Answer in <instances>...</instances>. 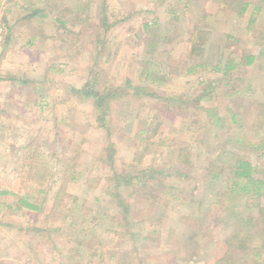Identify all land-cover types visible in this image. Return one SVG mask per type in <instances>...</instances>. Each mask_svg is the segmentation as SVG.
I'll return each instance as SVG.
<instances>
[{"label": "rangeland", "instance_id": "obj_1", "mask_svg": "<svg viewBox=\"0 0 264 264\" xmlns=\"http://www.w3.org/2000/svg\"><path fill=\"white\" fill-rule=\"evenodd\" d=\"M242 1L0 0V264H250L264 199H219L220 162L264 178V54L217 82L219 56L264 49ZM95 75L128 93L104 123L76 92Z\"/></svg>", "mask_w": 264, "mask_h": 264}, {"label": "trees", "instance_id": "obj_2", "mask_svg": "<svg viewBox=\"0 0 264 264\" xmlns=\"http://www.w3.org/2000/svg\"><path fill=\"white\" fill-rule=\"evenodd\" d=\"M235 3H233V9H236V16L237 18L243 17L246 12L248 11V8L250 7V4L247 2H244L242 0H234ZM264 4V0H261L259 3V6L256 5L254 8H252V10L250 11V15H249V19H248V27H250L254 22H255V16L261 12L262 10V5ZM41 13L40 10L38 11H33L30 15L29 18H34L37 15H39ZM57 23H59L60 25H63L64 23L62 21H58ZM145 29H148V24L144 25ZM106 30H108V27H106ZM229 38V37H228ZM198 39H195L192 41L194 47L192 48L191 53L194 52H201L202 50L199 49V43H198ZM198 47V48H196ZM264 54V49H260L258 52L256 53H252V54H248L242 57L243 62L237 61L235 59H231L230 57H226L225 59L219 56V59L216 61V73H220V75L222 76V78H220L217 82L220 83L223 80L226 82V84L224 85L225 87H230L231 83L233 80H231L232 78V71L237 70L238 67L240 66H244L246 68L251 67L253 65H257L258 64V58H260L262 55ZM201 66V65H200ZM203 66V65H202ZM205 66V65H204ZM203 66V67H204ZM202 67V68H203ZM193 68H199V66H195ZM195 69H189L188 72H192ZM187 72V73H188ZM97 75L94 76V78L90 81L88 80V82L86 83L85 86H83L81 89L77 90L76 92L81 95L82 97H84L87 100H92L93 101V107L94 110L96 111V115L100 118V121L102 123H104L106 121V118L108 117L107 115L109 114V110L111 107V103L112 100L114 98H117L118 96H128V93H124L123 91H125V88H118L116 89L114 93L110 91H106V87H104V91L102 90V92L97 91L95 89L94 83L96 81ZM161 80H164V77H160L159 80L156 79L154 76L151 77V83L152 84H157V83H161ZM239 83V79H235L233 81V83ZM237 85V84H236ZM122 87V86H121ZM237 87L240 88V85H237ZM133 88L137 89L139 88V86H134ZM123 92V93H122ZM138 96H149V94H145L144 91H137ZM246 92H250L249 89H246L245 91H236L234 94L235 95H240L243 96L244 94H246ZM232 120H234V117H232ZM217 121H222L217 119ZM255 151V149H254ZM256 152V151H255ZM256 160L258 159V156L256 157ZM112 159H110L111 161ZM112 162V168L114 167V161ZM221 164V169L222 170H227V176L224 179V184H225V195H221L219 198L220 200L223 199L224 201L227 202V205L229 206V212H232V207L234 206L235 203V197H237L236 194L240 195V193H243L245 195L249 194L250 192H254L255 194V198L257 200V203L260 202L261 199H264V190L263 192H261V190L264 188V178H258L255 176V167H253L251 165V163L242 158V157H238L236 159H233L230 164L229 163H224V162H220ZM117 168V167H116ZM222 174V172L220 171V173H217L214 178L217 179L218 177H220ZM113 175L118 177V174L113 173ZM40 193H42V191H40ZM58 198L55 199V201ZM73 202H77V198H72ZM263 202V201H262ZM17 203H21L22 208L26 209L27 211H39L40 209V205L38 203H32L29 201H26V198H18L17 199ZM57 204V203H56ZM246 204V203H245ZM119 207L118 209L120 210L119 212L124 214L125 211V206H122L120 203L118 204ZM260 205V203H259ZM258 205V206H259ZM245 206V205H244ZM264 207V204L262 205ZM65 207V206H64ZM119 213V214H120ZM125 220V217H124ZM253 220V218H249L248 223L251 222ZM247 224V222H245ZM72 225V223H70ZM70 225V226H71ZM58 229V227H57ZM248 235H250V231H247ZM128 234L131 236L132 233L128 232ZM250 238V236H249ZM240 240V244L243 247V249H247L250 250L251 252V259H250V264H258L259 263V259L262 260V257L264 255V246L261 247V249L259 248H246L245 243H244V239H239ZM250 257V256H249ZM229 262V261H227ZM226 264H231V263H226Z\"/></svg>", "mask_w": 264, "mask_h": 264}]
</instances>
